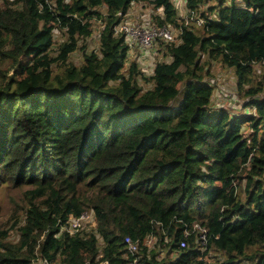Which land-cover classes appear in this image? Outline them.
Instances as JSON below:
<instances>
[{"label": "trees", "instance_id": "1", "mask_svg": "<svg viewBox=\"0 0 264 264\" xmlns=\"http://www.w3.org/2000/svg\"><path fill=\"white\" fill-rule=\"evenodd\" d=\"M132 2L176 30L151 73L136 59L124 69L129 45L114 33ZM184 9L186 19L173 0H0V185L27 186L28 202L11 224L17 241L0 219V264H128L125 236L138 264H264V0ZM93 18L98 49L76 64L69 53ZM55 28L65 39L53 56ZM214 62L234 69L241 110L209 104ZM87 209L91 232L61 230Z\"/></svg>", "mask_w": 264, "mask_h": 264}, {"label": "rangeland", "instance_id": "2", "mask_svg": "<svg viewBox=\"0 0 264 264\" xmlns=\"http://www.w3.org/2000/svg\"><path fill=\"white\" fill-rule=\"evenodd\" d=\"M176 6L178 7L179 16H182V19L188 18L189 16L187 13L184 12V3H182L180 0H173ZM140 9V10H139ZM157 9H152V7L148 4L137 2L136 6H132L129 8L128 17L131 19H135L138 21H144V20H151V16L153 14H158ZM189 21V20H187ZM190 23L194 24V21L190 20ZM92 31L91 34L88 36L87 39L83 40L82 38L79 39L78 46L75 50L71 51L69 53L70 58L76 63L79 64L81 61V56H83V52L90 51L92 49L97 50L99 45V31L101 29L102 24L100 23V20H94L92 19ZM196 23V21H195ZM65 39V35L61 33V30L58 28H55L54 30V42L52 46L50 47V52L53 56H55L58 52L59 44ZM160 44L157 41L151 46V49L142 48L137 45H129L127 56H126V62L124 64V69L127 68L129 62L132 59H136L141 69L145 73H151L152 72V66L156 59H169L168 56L163 57L161 55L162 51L159 49ZM211 72L213 77H211V82L213 84L212 88V95L210 99V105H225L230 110H241L240 103H242L241 97L239 96L237 90L235 89V74L234 69L232 67H222L219 65V63L214 62L211 66ZM138 82L141 83L142 80L138 79ZM146 86V83L143 82ZM247 111V109H245ZM23 188H27V186H24ZM20 189H13L9 190L4 185H0V219L5 223L6 226L9 227L8 230V237L11 238V241L15 242L17 241L18 236V229L17 227H12V223L15 220L19 221V224L22 223V219L24 216L25 208L28 204L26 202L22 190ZM90 209H87L86 211L89 212ZM96 224V222H95ZM91 222H86L81 231L80 234L84 235L86 233H89L92 231L93 227L95 226ZM61 226V230H63ZM68 232L67 230H65ZM87 231V232H85ZM78 232V231H76ZM76 232H71L69 234H75ZM85 232V233H84ZM59 234V233H58ZM99 243V240H98ZM146 243L153 245L154 242L152 239L146 240ZM153 243V244H152ZM36 264H49L48 261H44V259L39 260L36 262ZM51 264H60L59 260H56L52 262ZM99 264H104V262H100Z\"/></svg>", "mask_w": 264, "mask_h": 264}, {"label": "built area", "instance_id": "3", "mask_svg": "<svg viewBox=\"0 0 264 264\" xmlns=\"http://www.w3.org/2000/svg\"><path fill=\"white\" fill-rule=\"evenodd\" d=\"M182 3L185 0H180ZM128 10L126 12L118 11L119 19L114 25V33L121 34L125 37L128 45L137 44L142 48L151 49V46L157 41L163 40L173 41L175 40L176 30L167 22L163 23H154L151 20L138 21L133 18L128 17ZM201 23L202 19L196 21ZM86 222H91L93 225L96 220L92 210L83 211L79 215H69L65 223L62 225V228L66 229L69 233L76 232L82 229ZM194 227H198L200 230V238L204 243L206 240V229L205 227L199 225L198 223L194 224ZM124 241L127 246V250L131 255V259L128 264H138V241L133 240L130 236H125ZM181 245L185 244L184 240L180 241ZM46 261V259H44Z\"/></svg>", "mask_w": 264, "mask_h": 264}, {"label": "crops", "instance_id": "4", "mask_svg": "<svg viewBox=\"0 0 264 264\" xmlns=\"http://www.w3.org/2000/svg\"><path fill=\"white\" fill-rule=\"evenodd\" d=\"M136 3H137V2H132V3H131V7H132V6H133V7L136 6ZM131 7H130V8H131ZM139 10H140V9H139Z\"/></svg>", "mask_w": 264, "mask_h": 264}, {"label": "clouds", "instance_id": "5", "mask_svg": "<svg viewBox=\"0 0 264 264\" xmlns=\"http://www.w3.org/2000/svg\"><path fill=\"white\" fill-rule=\"evenodd\" d=\"M131 7V6H130ZM128 11H129V9H128ZM138 259H139V257H138Z\"/></svg>", "mask_w": 264, "mask_h": 264}]
</instances>
